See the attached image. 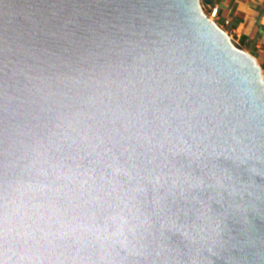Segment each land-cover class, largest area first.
<instances>
[{
    "label": "water",
    "instance_id": "1",
    "mask_svg": "<svg viewBox=\"0 0 264 264\" xmlns=\"http://www.w3.org/2000/svg\"><path fill=\"white\" fill-rule=\"evenodd\" d=\"M212 0H0V264H264L262 69Z\"/></svg>",
    "mask_w": 264,
    "mask_h": 264
},
{
    "label": "crops",
    "instance_id": "2",
    "mask_svg": "<svg viewBox=\"0 0 264 264\" xmlns=\"http://www.w3.org/2000/svg\"><path fill=\"white\" fill-rule=\"evenodd\" d=\"M219 9L216 23L232 31L235 45L264 71V0H212Z\"/></svg>",
    "mask_w": 264,
    "mask_h": 264
},
{
    "label": "built area",
    "instance_id": "3",
    "mask_svg": "<svg viewBox=\"0 0 264 264\" xmlns=\"http://www.w3.org/2000/svg\"><path fill=\"white\" fill-rule=\"evenodd\" d=\"M204 10H208L209 12V16H207L208 18H210V20L214 23H216L217 17H218V13H219V9L217 7H207V6H203ZM217 24V23H216ZM220 29H222L226 34H228V36L232 39V31L228 29V23H226L225 26H219ZM234 43V42H233ZM235 44V43H234ZM262 76H263V81H264V71H262Z\"/></svg>",
    "mask_w": 264,
    "mask_h": 264
},
{
    "label": "rangeland",
    "instance_id": "4",
    "mask_svg": "<svg viewBox=\"0 0 264 264\" xmlns=\"http://www.w3.org/2000/svg\"><path fill=\"white\" fill-rule=\"evenodd\" d=\"M203 11H204V13H205L206 16H209V12H208L207 9L206 10L203 9Z\"/></svg>",
    "mask_w": 264,
    "mask_h": 264
}]
</instances>
